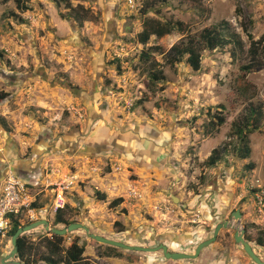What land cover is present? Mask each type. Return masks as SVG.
Masks as SVG:
<instances>
[{"label":"rangeland","instance_id":"374dc122","mask_svg":"<svg viewBox=\"0 0 264 264\" xmlns=\"http://www.w3.org/2000/svg\"><path fill=\"white\" fill-rule=\"evenodd\" d=\"M148 19L172 32L141 43ZM224 23L238 42L202 48L199 71L186 56L167 63L174 44L200 41L205 28ZM263 35L264 0H0V92L8 94L0 104V185L14 173L34 184L36 196V207L18 221L46 219L63 228L54 224L61 194L67 221L91 233L144 247L167 240L193 254L226 206L227 215L240 211L236 225L264 261L257 242H264V42L254 60L250 52ZM155 68L164 80L150 79ZM252 109L262 116L242 160L234 128ZM216 116L224 123L210 133ZM216 147L221 159L209 167ZM47 233L40 226L24 235L43 251ZM231 233L221 230L195 259L104 245L83 229L67 233L63 245H83L93 264H254ZM11 249L7 233L0 237V264Z\"/></svg>","mask_w":264,"mask_h":264},{"label":"trees","instance_id":"16d2710c","mask_svg":"<svg viewBox=\"0 0 264 264\" xmlns=\"http://www.w3.org/2000/svg\"><path fill=\"white\" fill-rule=\"evenodd\" d=\"M56 4L64 3L68 5V0H53ZM160 2H167L168 0H159ZM25 9L27 7L24 6ZM227 25L228 23H224L223 27H208L205 28L200 33V41H195L194 39H190L187 42H179L174 44L166 53L167 63L169 65H174L182 60L184 56H186V63L190 66L193 71H199L201 68V50H216L218 48L224 47L228 44H236L238 40L233 39L232 35H227ZM172 32V28L167 23H162L160 21L154 19H148L144 23V29L139 34V39L141 43H146L150 36L155 35L158 38H162L165 35H168ZM249 37L251 35L249 34ZM264 42V35L257 41L251 42L250 52L252 53L251 59L254 60L257 54V47L259 44ZM202 44V46H201ZM143 57L145 60L150 59L149 53H143ZM153 68L157 66V61L152 60ZM257 66V67H256ZM250 68H259L258 65H249L247 69ZM150 79L153 82H160L164 80L163 72L159 69H153L150 72ZM8 96L5 92H0V104L3 100ZM261 112L252 109L251 115L247 118L246 122L242 125H236L234 128L235 135L239 141V147L237 148L235 154L239 159L245 160L251 154V148L249 146V141L247 138L248 134L253 133L257 130V124L261 118ZM216 121H210V128L208 132H212V129L218 126L223 125L224 118L223 116H216ZM222 148L216 147L214 148L210 155L207 157L205 163L209 167H213L216 163L221 159ZM249 169H253V165H248ZM96 196L100 200L105 199V194L96 192ZM123 202V199L116 198L110 203V207H117ZM32 207H36L35 203H33ZM18 216H10L11 220V229L8 233L12 237L16 230L24 225H22L18 221ZM54 224L59 225H69L70 222L64 216L63 208L57 209L54 215ZM43 244V251H40L38 247L34 244H30L27 241L26 235H21L17 239L18 251L16 258L22 264H93L89 263L87 259L83 256L85 248L83 245L78 244L76 241L70 243L68 247H64L63 243L65 240L64 236H59L55 234L47 233L41 239ZM258 245L263 246L264 242L261 239H257Z\"/></svg>","mask_w":264,"mask_h":264},{"label":"water","instance_id":"95a60500","mask_svg":"<svg viewBox=\"0 0 264 264\" xmlns=\"http://www.w3.org/2000/svg\"><path fill=\"white\" fill-rule=\"evenodd\" d=\"M172 199L174 203H178L179 199L177 197L172 196ZM185 207L186 205H182ZM233 217L235 220H238L240 218L239 211H235L233 214ZM232 224L230 221H224L223 223H220L216 225L214 228V231L212 232V236L209 239H206L204 241H201L197 244L194 253L193 254H187L184 252H170L167 250L165 246H161L159 248H150V247H144V246H137V245H130L127 243H124L122 241L114 240L111 238L104 237L102 235L91 233L89 228L81 223H70L69 225L64 226L63 228H57V227H51L50 223L46 219H40L34 222H31L29 224H26L16 230V232L11 237V251L6 255V257L2 260L3 264H22L20 261L14 260V258L17 255L18 251V245H17V239L25 234L26 232H29L33 229H36L40 226H42L46 232L50 234H55L59 236H65L67 233H70L72 231L83 229L86 232L87 237L90 239L99 242L104 245L117 247L125 250L130 251H139V252H155L158 250H162L164 258L172 259V260H180V259H195L199 256L200 252L205 249L206 247L213 244L221 229H226L230 227ZM243 230L241 231V233ZM235 241L238 244H241L245 253L256 263V264H264V261L260 259L252 249L251 245L246 242L242 235L238 233V231L235 234Z\"/></svg>","mask_w":264,"mask_h":264},{"label":"built area","instance_id":"2783aa9c","mask_svg":"<svg viewBox=\"0 0 264 264\" xmlns=\"http://www.w3.org/2000/svg\"><path fill=\"white\" fill-rule=\"evenodd\" d=\"M34 184L14 173H8L0 185V237L11 229L10 216H18L24 211H32L36 196L31 193ZM64 207L61 194L55 198L54 211ZM33 217V216H32Z\"/></svg>","mask_w":264,"mask_h":264},{"label":"flooded vegetation","instance_id":"af4514ba","mask_svg":"<svg viewBox=\"0 0 264 264\" xmlns=\"http://www.w3.org/2000/svg\"><path fill=\"white\" fill-rule=\"evenodd\" d=\"M12 168H14V167H12ZM13 170H15V171H18V172H21V173H24L25 171L24 170H22L21 168H19V169H17L16 170V168H14ZM6 173V172H5ZM2 175H4V172L3 173H1L0 174V176L2 177ZM5 175H7V173L5 174ZM235 211H239V210H232V211H230L229 213H228V215H227V207L226 206H224L221 210H220V213L218 214V217H217V220H216V222L214 223V225H213V227L211 228V231L213 232L214 231V228L216 227V225H218V224H220V223H223L224 221H230L231 222V226L230 227H228V228H226V229H221V230H226V231H231L232 233H231V238H232V241L234 242V243H236V241H235V234H236V232L238 231V233L239 234H241L242 235V238L246 241V242H248L250 245H251V247H252V249L254 250V248H253V246H252V242L251 241H249L248 240V238H247V235H246V233H247V230L245 229V227L244 226H241V225H239V224H237L236 225V221L237 220H235L234 219V217H233V214L235 213ZM239 214H240V217H241V213H240V211H239ZM208 218V217H207ZM212 219V218H211ZM215 218H213L212 220H214ZM220 230V231H221ZM243 230V232L241 233V231ZM220 233V232H219ZM219 235V234H218ZM211 236H212V234H211ZM210 236V237H211ZM209 237V238H210ZM208 238V239H209ZM217 238H218V236H217ZM217 240V239H216ZM237 245H238V243H236ZM239 245H241V244H239ZM161 246H165L166 248H167V250L168 251H170V252H179V251H177L176 249L174 250L172 247H170V245H169V242L167 241V240H154L151 244H149V246L148 247H150V248H159V247H161ZM197 246V245H196ZM196 246H195V248H196ZM242 246V245H241ZM147 247V246H146ZM195 250V249H194ZM242 250H243V253H245V251H244V249H243V247H242ZM158 251H160L161 253H162V255H163V252H162V250H158ZM255 252V251H254ZM256 253V252H255ZM246 254V253H245ZM247 255V254H246ZM248 256V255H247ZM252 260V259H251ZM252 262L254 263V264H256L253 260H252Z\"/></svg>","mask_w":264,"mask_h":264}]
</instances>
